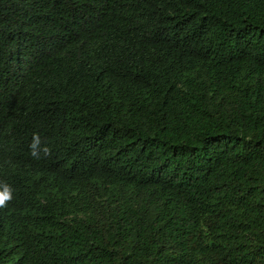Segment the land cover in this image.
I'll use <instances>...</instances> for the list:
<instances>
[{"label": "trees", "instance_id": "obj_1", "mask_svg": "<svg viewBox=\"0 0 264 264\" xmlns=\"http://www.w3.org/2000/svg\"><path fill=\"white\" fill-rule=\"evenodd\" d=\"M0 264H264V0H0Z\"/></svg>", "mask_w": 264, "mask_h": 264}, {"label": "clouds", "instance_id": "obj_2", "mask_svg": "<svg viewBox=\"0 0 264 264\" xmlns=\"http://www.w3.org/2000/svg\"><path fill=\"white\" fill-rule=\"evenodd\" d=\"M10 198V190L5 186L4 191L0 193V205L4 203L6 199Z\"/></svg>", "mask_w": 264, "mask_h": 264}]
</instances>
